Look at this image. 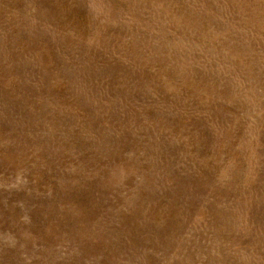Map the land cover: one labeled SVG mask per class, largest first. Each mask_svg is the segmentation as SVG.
<instances>
[{"label":"rangeland","instance_id":"rangeland-1","mask_svg":"<svg viewBox=\"0 0 264 264\" xmlns=\"http://www.w3.org/2000/svg\"><path fill=\"white\" fill-rule=\"evenodd\" d=\"M0 264H264V0H0Z\"/></svg>","mask_w":264,"mask_h":264}]
</instances>
